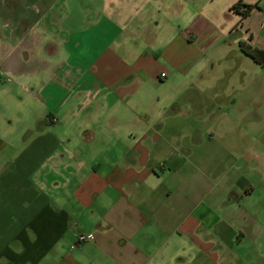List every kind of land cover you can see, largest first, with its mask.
<instances>
[{"label": "crops", "instance_id": "1", "mask_svg": "<svg viewBox=\"0 0 264 264\" xmlns=\"http://www.w3.org/2000/svg\"><path fill=\"white\" fill-rule=\"evenodd\" d=\"M234 2L225 10L239 20ZM210 7L104 0L91 25L62 30L36 66L25 52L1 53L0 79L12 86L0 87V264H264L257 119L238 130L240 86L210 58L194 59L206 42L203 56L237 49L226 72L264 73L239 50L264 49V39L201 40ZM198 77L204 106L218 112L202 116L206 133L167 122L184 106L174 92L193 91ZM79 233L94 240L76 245Z\"/></svg>", "mask_w": 264, "mask_h": 264}, {"label": "rangeland", "instance_id": "2", "mask_svg": "<svg viewBox=\"0 0 264 264\" xmlns=\"http://www.w3.org/2000/svg\"><path fill=\"white\" fill-rule=\"evenodd\" d=\"M227 1L229 0H209V5H211L210 8L213 12L210 17H215L208 20V27L205 32H203L204 34L201 40L207 39L206 41H208L211 38H220V41H223L225 38V42L229 41V43H234V41L244 37V34L249 31L248 35H252L256 42L262 43L261 40L264 39V0L260 2L261 11L251 14L250 18L243 23L242 29H240V19L236 20L232 11L228 12V10H225V3ZM239 1H242L246 5L247 3L248 5H254L258 0H235L233 4ZM103 3L104 0H0V60L2 52L18 50L20 54L21 51L28 54L29 58L27 62H25L26 66H36L42 59L45 60L44 48L48 43L52 40H60L62 36L61 31H64L66 28L74 30L79 25H91V21L99 16L98 11L101 10ZM192 13L195 12L193 11ZM206 19L208 18L206 17ZM200 43L201 42H197L194 44V59L198 58V63H202L210 58L212 62L211 65L214 64L212 68L215 74H217V71L221 68L226 73L225 79L231 76L233 80H236L235 82L240 86V89L233 92L232 99L235 104L234 110L236 111V118H241V120L239 124L236 123L235 126H237L238 130H243L245 127L247 130H250L249 120H254V118H256V126L259 133L257 139L258 150L264 154L263 71L251 65L250 69H244V72L240 70H238L236 74H234V71L226 72L227 68L225 63L233 59V51L238 52L237 49L227 52L226 57L222 58L221 56L224 48L215 50L214 47H212L209 49L208 53L203 56L201 55L200 49L202 48L200 47L206 42ZM20 46H22L23 49H20ZM235 46H237V44H235ZM199 65L200 64L196 66ZM247 71H250V74H246ZM204 76L206 80L209 75L204 73ZM201 82H203L202 77H198V80L193 82V91L186 92L182 88H178V91L174 92L180 105L184 104V106L180 107V114L178 116L169 117L167 122L170 118H176V120L172 122L177 124L178 128L186 127L187 130L198 131L202 129V131L206 133L208 127H205L207 126L205 123L201 124L202 116H205L207 112H211L212 114V112L215 111L212 117H218V115H216L218 112L217 108L210 106L211 104L204 106L203 99L207 95V92L203 94L201 90L199 91L200 86H202ZM250 82H252L251 85H249ZM13 84L18 85V82L14 81ZM4 85L7 87L12 86L1 78L0 87ZM178 85L185 86V84L181 82H178L177 86ZM165 93L168 94L167 91ZM162 94H160V96H162ZM192 94L194 99L189 101V97H192ZM1 96L0 93V99ZM186 104H188L189 107H187ZM185 116L189 118V120L187 119L188 121H184L183 118H185ZM180 118H182V120ZM210 127L213 132H218L217 123ZM219 141L220 140L215 139V141L209 145V148L211 150L216 149ZM205 147H207V145H205ZM262 162L264 164V159H262ZM254 198L253 200L256 203L254 202L255 204H253V210L259 212L261 211V206L264 205V190L261 187L255 192ZM258 221L264 224V219L259 218Z\"/></svg>", "mask_w": 264, "mask_h": 264}, {"label": "trees", "instance_id": "3", "mask_svg": "<svg viewBox=\"0 0 264 264\" xmlns=\"http://www.w3.org/2000/svg\"><path fill=\"white\" fill-rule=\"evenodd\" d=\"M256 5H244L241 2L233 4L231 9L240 15V19L246 17ZM241 53L249 58L253 63L264 70V49L253 47L247 43H239Z\"/></svg>", "mask_w": 264, "mask_h": 264}, {"label": "built area", "instance_id": "4", "mask_svg": "<svg viewBox=\"0 0 264 264\" xmlns=\"http://www.w3.org/2000/svg\"><path fill=\"white\" fill-rule=\"evenodd\" d=\"M161 78L165 77V74L160 75ZM94 240V235L92 233H79L77 236V244H83L86 242H92ZM76 245H72L71 248L76 247Z\"/></svg>", "mask_w": 264, "mask_h": 264}]
</instances>
